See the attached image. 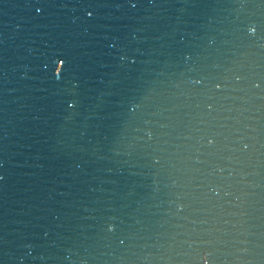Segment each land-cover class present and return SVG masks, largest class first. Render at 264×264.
Masks as SVG:
<instances>
[{
  "label": "water",
  "instance_id": "water-1",
  "mask_svg": "<svg viewBox=\"0 0 264 264\" xmlns=\"http://www.w3.org/2000/svg\"><path fill=\"white\" fill-rule=\"evenodd\" d=\"M0 264H264V0H0Z\"/></svg>",
  "mask_w": 264,
  "mask_h": 264
},
{
  "label": "snow or ice",
  "instance_id": "snow-or-ice-1",
  "mask_svg": "<svg viewBox=\"0 0 264 264\" xmlns=\"http://www.w3.org/2000/svg\"><path fill=\"white\" fill-rule=\"evenodd\" d=\"M63 62V61H62Z\"/></svg>",
  "mask_w": 264,
  "mask_h": 264
}]
</instances>
